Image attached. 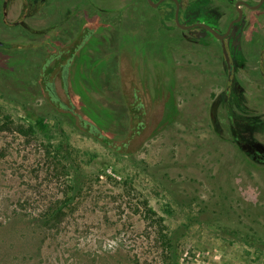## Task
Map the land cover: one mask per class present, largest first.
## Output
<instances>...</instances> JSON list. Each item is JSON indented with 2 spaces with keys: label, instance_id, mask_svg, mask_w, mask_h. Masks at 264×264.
Here are the masks:
<instances>
[{
  "label": "rangeland",
  "instance_id": "obj_1",
  "mask_svg": "<svg viewBox=\"0 0 264 264\" xmlns=\"http://www.w3.org/2000/svg\"><path fill=\"white\" fill-rule=\"evenodd\" d=\"M122 2L136 5L123 28L142 51L119 60L106 48L82 72L73 63L66 87L60 73L47 79L51 89L36 84L56 45L45 55L0 51V264H264V164L239 149L226 119L208 120L199 71L184 74L190 46L180 35L189 32L159 26L164 44L177 36L172 59L151 41L152 7L113 8ZM248 104L234 127L264 148V122L250 119Z\"/></svg>",
  "mask_w": 264,
  "mask_h": 264
},
{
  "label": "flooded vegetation",
  "instance_id": "obj_2",
  "mask_svg": "<svg viewBox=\"0 0 264 264\" xmlns=\"http://www.w3.org/2000/svg\"><path fill=\"white\" fill-rule=\"evenodd\" d=\"M143 1L152 7L156 16V33L151 41L157 50L162 47L165 53L173 55V59L176 46L175 34L165 44L160 39V25H166L170 31L189 32L180 35V40L190 46V51L183 55L184 74L190 73L192 68L196 73L199 71L197 78L209 91V98L212 97L207 102L209 108L213 104L212 113H207L208 120L222 124L226 119L239 149L251 160L264 164V148L256 141L249 143L241 139L234 127L238 107L247 102L252 113L250 119L264 122V110L261 112L255 102L264 100V0H151L152 3L140 0L141 4ZM112 2L0 0V51L39 47L45 55L50 44L56 45V52L36 66V84H44L47 89H51L47 79L52 76L54 84L58 73L66 87L73 63L82 66V72L85 66L90 67L106 57V48L119 60L127 57L130 47L138 56L143 44L133 45L123 28L125 10L134 9L136 5L122 2L113 8ZM116 13H121V17L117 18ZM195 26L201 27L202 31L191 30ZM49 32L58 35L60 43L49 38ZM55 63L61 71L53 74ZM105 68L109 69L108 62ZM95 70H98L97 66ZM110 71L116 76L113 69ZM77 73L76 84L86 83L79 71ZM179 73L174 70V81H179ZM88 80L93 82L92 77ZM142 84L148 85L146 81ZM250 88L259 92L251 93V97L245 93ZM54 100L59 99L54 97Z\"/></svg>",
  "mask_w": 264,
  "mask_h": 264
},
{
  "label": "trees",
  "instance_id": "obj_3",
  "mask_svg": "<svg viewBox=\"0 0 264 264\" xmlns=\"http://www.w3.org/2000/svg\"><path fill=\"white\" fill-rule=\"evenodd\" d=\"M47 217H48L47 220H49V218L53 217V215H47ZM159 235L162 242L165 243L167 252H169L170 254L172 253L174 254L177 250L176 248L177 245H174V243L176 242V239L174 237L175 233L170 230H166V231H160Z\"/></svg>",
  "mask_w": 264,
  "mask_h": 264
},
{
  "label": "water",
  "instance_id": "obj_4",
  "mask_svg": "<svg viewBox=\"0 0 264 264\" xmlns=\"http://www.w3.org/2000/svg\"><path fill=\"white\" fill-rule=\"evenodd\" d=\"M150 3H152V1L151 0H148ZM161 1V0H160ZM155 5V4H154ZM176 15H177V11H176Z\"/></svg>",
  "mask_w": 264,
  "mask_h": 264
}]
</instances>
